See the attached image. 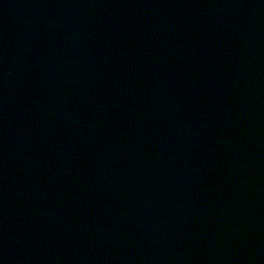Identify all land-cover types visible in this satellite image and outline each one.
Returning a JSON list of instances; mask_svg holds the SVG:
<instances>
[{"label": "water", "instance_id": "1", "mask_svg": "<svg viewBox=\"0 0 264 264\" xmlns=\"http://www.w3.org/2000/svg\"><path fill=\"white\" fill-rule=\"evenodd\" d=\"M0 264H264V0H0Z\"/></svg>", "mask_w": 264, "mask_h": 264}]
</instances>
